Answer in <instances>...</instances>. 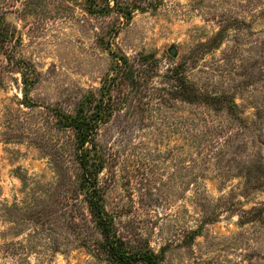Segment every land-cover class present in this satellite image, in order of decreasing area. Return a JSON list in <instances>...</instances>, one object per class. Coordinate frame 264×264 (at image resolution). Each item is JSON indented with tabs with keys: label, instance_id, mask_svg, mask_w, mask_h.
<instances>
[{
	"label": "rangeland",
	"instance_id": "rangeland-1",
	"mask_svg": "<svg viewBox=\"0 0 264 264\" xmlns=\"http://www.w3.org/2000/svg\"><path fill=\"white\" fill-rule=\"evenodd\" d=\"M101 99L126 251L264 264V0H0V264H118L70 125Z\"/></svg>",
	"mask_w": 264,
	"mask_h": 264
},
{
	"label": "trees",
	"instance_id": "trees-1",
	"mask_svg": "<svg viewBox=\"0 0 264 264\" xmlns=\"http://www.w3.org/2000/svg\"><path fill=\"white\" fill-rule=\"evenodd\" d=\"M119 62L125 61L124 57L118 58ZM105 106L103 99L96 105L95 112L88 114L83 105L77 111L74 118L70 120V125L76 132V149L80 166L83 170V183L88 192L87 199L90 210L95 219L97 228L104 238V246L108 256L118 264H157L156 260L146 254H131L126 251L124 243L113 231L112 220L107 215L102 204V197L98 191L96 177L99 173V165L95 164L96 159L91 158L92 147L99 124L104 117Z\"/></svg>",
	"mask_w": 264,
	"mask_h": 264
},
{
	"label": "water",
	"instance_id": "water-1",
	"mask_svg": "<svg viewBox=\"0 0 264 264\" xmlns=\"http://www.w3.org/2000/svg\"><path fill=\"white\" fill-rule=\"evenodd\" d=\"M170 54H171L172 56H176V54H177V50H176L175 48H172V49L170 50Z\"/></svg>",
	"mask_w": 264,
	"mask_h": 264
}]
</instances>
